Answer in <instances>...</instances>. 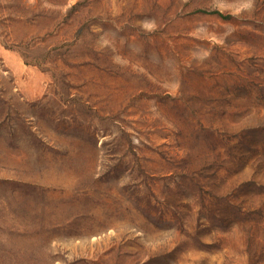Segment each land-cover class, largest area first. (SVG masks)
<instances>
[{"label": "rangeland", "instance_id": "1", "mask_svg": "<svg viewBox=\"0 0 264 264\" xmlns=\"http://www.w3.org/2000/svg\"><path fill=\"white\" fill-rule=\"evenodd\" d=\"M0 264H264V0H0Z\"/></svg>", "mask_w": 264, "mask_h": 264}]
</instances>
